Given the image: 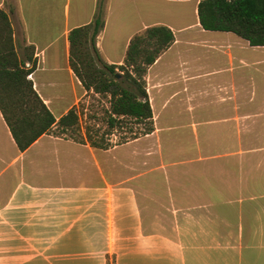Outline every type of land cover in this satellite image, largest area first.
Wrapping results in <instances>:
<instances>
[{
	"label": "crops",
	"instance_id": "0c3cea01",
	"mask_svg": "<svg viewBox=\"0 0 264 264\" xmlns=\"http://www.w3.org/2000/svg\"><path fill=\"white\" fill-rule=\"evenodd\" d=\"M198 1L178 29L139 12L111 36L112 0H0L55 118L20 150L0 112V264H264V45L202 28ZM99 11L108 64L148 26L174 41L144 76L153 130L94 145L91 129L57 122L93 92L70 66L68 34Z\"/></svg>",
	"mask_w": 264,
	"mask_h": 264
},
{
	"label": "trees",
	"instance_id": "16d2710c",
	"mask_svg": "<svg viewBox=\"0 0 264 264\" xmlns=\"http://www.w3.org/2000/svg\"><path fill=\"white\" fill-rule=\"evenodd\" d=\"M197 16L206 30L231 31L251 45H264V0H199ZM104 24L99 11L88 24L70 30V66L87 91L108 97L105 113L110 130L130 119L139 126L132 138L149 133L153 130L152 109L144 76L148 66L173 43L174 34L163 24L148 26L129 39L122 64H108L96 47ZM28 59L30 68L18 58L8 15L0 10V112L20 150L48 132L55 122L27 77L35 67L31 56ZM82 113L76 106L69 109L58 120V127L62 131L76 130ZM85 135L98 144L90 133Z\"/></svg>",
	"mask_w": 264,
	"mask_h": 264
},
{
	"label": "rangeland",
	"instance_id": "374dc122",
	"mask_svg": "<svg viewBox=\"0 0 264 264\" xmlns=\"http://www.w3.org/2000/svg\"><path fill=\"white\" fill-rule=\"evenodd\" d=\"M116 5H112L108 32L112 36L114 30L120 22L125 26L124 32L127 33L138 21L139 12L143 16L151 13L152 19L165 20L171 22L176 29L180 26L194 21V1L195 0H112ZM120 4V5H118ZM149 16V15H148ZM150 17V16H149ZM150 18V19H151ZM177 32V31H176ZM119 71V70H118ZM83 114L79 122V129H91V136L97 140L101 138L108 143H116L130 139L133 133L138 131L139 126L127 119L119 127L110 130L107 126L105 110L109 106L108 97L98 93L90 92L81 101ZM81 126V127H80ZM78 137V135H74Z\"/></svg>",
	"mask_w": 264,
	"mask_h": 264
},
{
	"label": "built area",
	"instance_id": "2783aa9c",
	"mask_svg": "<svg viewBox=\"0 0 264 264\" xmlns=\"http://www.w3.org/2000/svg\"><path fill=\"white\" fill-rule=\"evenodd\" d=\"M25 67L29 68L30 67V64L29 63H25ZM30 74L27 75V77H29Z\"/></svg>",
	"mask_w": 264,
	"mask_h": 264
},
{
	"label": "water",
	"instance_id": "95a60500",
	"mask_svg": "<svg viewBox=\"0 0 264 264\" xmlns=\"http://www.w3.org/2000/svg\"><path fill=\"white\" fill-rule=\"evenodd\" d=\"M119 74L117 73V76H118Z\"/></svg>",
	"mask_w": 264,
	"mask_h": 264
}]
</instances>
